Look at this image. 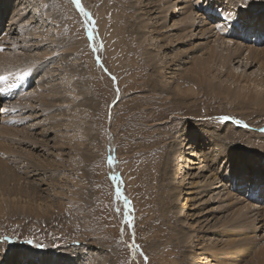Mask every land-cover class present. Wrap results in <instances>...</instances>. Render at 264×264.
<instances>
[{
	"label": "bare ground",
	"instance_id": "obj_1",
	"mask_svg": "<svg viewBox=\"0 0 264 264\" xmlns=\"http://www.w3.org/2000/svg\"><path fill=\"white\" fill-rule=\"evenodd\" d=\"M129 2L137 14L136 42L143 49L142 62L146 63L143 66L149 68L139 71L146 79V85L149 84L150 92L156 94L162 104L169 101L171 108L180 112L179 119L170 121L168 133L159 135L158 144L167 139L168 142L165 141L166 150L163 147L155 149L154 165H149L148 169L135 168L133 180L122 172L128 184L143 185L146 179L155 180L163 197L175 203L170 209L164 203L163 210V221L167 222L168 213H171L169 219H174L175 225H164V228L154 219V224L149 222L146 227L164 243L153 248L149 259L162 257L165 253L172 257V264H264V0ZM26 4L24 0L16 3L0 0V34L8 31L10 35H17V42L12 44H24L22 51H27V47L31 49L24 35L31 31L37 33V25L43 32L45 30L39 17L34 19V28L30 26V17L28 20L26 17L29 6ZM65 8L75 15L69 2ZM228 16L231 19L226 23ZM104 22L98 16L99 28L104 29ZM118 37L115 29L110 32L109 41L115 50L118 49ZM103 41L107 53L105 36ZM180 46L185 47L181 53L177 49ZM77 47V44H71L70 51ZM10 55L0 56V75L7 78L1 83L7 96L4 94L7 98L12 94L7 100L8 108L0 103V126L7 121L8 115L14 117L16 110L25 126L8 141L9 163L0 164L3 165L0 166V215H9L10 212L29 214L32 211L41 215L45 207L42 210L43 203L38 202L50 187L41 183L42 176L46 177L48 172L41 165L47 163L45 160L35 161L31 156L35 152L41 154L38 156L50 154L47 150L50 133L42 129L35 134V126L30 124L28 130L26 125L37 110L36 102H45L49 85H58L64 70L53 65L56 62H52L53 58L50 60L48 51L44 55L41 53L42 57L40 54V57L29 53L24 55L20 51ZM40 59H44L40 65L42 74L31 78L35 70L32 64ZM114 59L107 56L103 64L113 66ZM192 65H195V72L189 75L191 77L185 82L187 87L183 89L180 68ZM106 69L116 73L114 66ZM242 77H249V82L242 84ZM32 84L35 89H30ZM11 88L17 90L9 92ZM210 94L220 96L226 104H235L225 107L229 110L226 114L234 116L235 121L223 125L203 121L205 116L201 111ZM23 96L30 97V100L24 102ZM56 101L61 103L63 99ZM48 108L51 111L56 109L54 105ZM86 131L85 126L82 127V133L86 134ZM111 146L109 154L114 158L116 151L112 142ZM161 152L166 154L159 165ZM131 174L134 175L133 170ZM180 199H183L182 203ZM5 243L0 245V252L7 246ZM15 257V260L10 257L0 260V264H13L12 261L50 264L51 260L60 264L53 261L51 255H41L29 247L16 252ZM160 259L157 258V262ZM162 263L161 259L158 264Z\"/></svg>",
	"mask_w": 264,
	"mask_h": 264
},
{
	"label": "rangeland",
	"instance_id": "obj_2",
	"mask_svg": "<svg viewBox=\"0 0 264 264\" xmlns=\"http://www.w3.org/2000/svg\"><path fill=\"white\" fill-rule=\"evenodd\" d=\"M42 1L44 3L41 0H24L26 6H29L26 17L27 20L30 17V26L34 28V19L39 17L44 32L38 25L37 33L33 34L31 31V35L27 32L28 35H24L25 41L31 49L28 50L27 47V51H22L24 44H12L17 42V35L4 31L5 34H0V49H3L0 56L11 57L10 53L20 51L24 55L29 53L33 57H40L41 53L44 55L48 51L51 53L50 60L53 58L52 62H56L53 65L64 70L59 76L61 83L49 85L45 102H36L37 110L34 113L27 112L33 115V119L26 125L28 130L30 124H33L35 134L42 129H47L50 133L47 138V150L50 154L38 156L41 154L35 152L31 156L35 161L45 160L48 164L41 165L48 171L46 177L42 176L41 183L50 187L46 194H42L45 199L41 198V202H38L43 203L42 210L45 207L40 212L42 216L33 211L29 214L10 212L9 215H0V245L3 246L5 242L7 245L0 252V260L4 261L9 257L15 260L16 252L29 247L41 255H51L53 261L60 264H158L161 259L164 261L162 264H172V257L165 253H162L161 259L159 256L149 259V254L153 255V248L164 243L146 227H149V222L154 224L155 220L162 227L175 225L176 221L169 219L171 213H168L167 222L163 221L164 203L169 209L175 203L163 197L155 180L146 179L143 185H134L131 182L128 184L123 175L126 173L128 179L133 180L135 168L148 169L149 165H154L155 149L163 147L166 150L168 142L167 139L158 144L159 135L168 133L170 121L179 119L177 116L180 113L171 108L169 101H163L162 104L158 96L150 92L149 84L146 85V79L139 71L149 68L143 66L146 64L142 62L143 49L136 42L138 27L135 9L129 0H81L82 6L86 11L89 9L94 21L90 25L94 28V41L90 42L84 31V17L71 0ZM68 2L75 15L65 8ZM97 15L105 21L104 29L99 28ZM114 29L116 36H119L116 50L109 41L110 32ZM103 36L107 39L109 55L104 50ZM39 42V46L35 47ZM71 44L78 45L75 51H70ZM93 48H98L99 51H93ZM183 48L185 47H178V52H183ZM210 52L207 53L210 55ZM107 56L115 58L112 64L116 73L106 69L109 66L112 68L111 64H103V59ZM97 59L100 64H97ZM43 62L44 59H40L32 64L35 70L31 78L42 74L40 65ZM188 66L180 68L183 89L187 87L185 82L191 77L189 75L195 72V65ZM183 69L186 71L182 72ZM240 80L244 84L249 82V77H242ZM0 86V103L8 108L7 100L12 94H8L7 98L5 87L1 83ZM31 87L35 89V84L30 89ZM13 89H9V92L17 90ZM246 95L249 96L247 93ZM24 98V102L30 100L28 96ZM59 98L63 99L61 103L56 101ZM207 102L201 111L205 116L203 121L215 125L235 121L234 116L226 114L229 110L225 108L235 104H226L220 96L211 94L207 95ZM51 105L56 109L51 111L48 108ZM13 115L14 117L8 115L7 121L0 126V164L4 165L9 163L10 158L6 149L8 141L25 126L17 117L18 110ZM225 116L229 119L222 121L221 118ZM84 126L86 134L82 133ZM111 142L116 152L110 167L108 157L111 156ZM165 154H159V165H162ZM132 170L134 175L131 174ZM113 176L118 179L113 180ZM117 190L120 192L119 197ZM180 200L182 203L183 199ZM126 219L131 222V227L125 222ZM157 232L156 229L155 233ZM4 237L9 240L2 241ZM114 251L118 253L115 254ZM157 258L160 261L157 262ZM12 263L18 264L15 261ZM33 264L39 263L35 261ZM50 264H54L52 260Z\"/></svg>",
	"mask_w": 264,
	"mask_h": 264
},
{
	"label": "snow or ice",
	"instance_id": "obj_3",
	"mask_svg": "<svg viewBox=\"0 0 264 264\" xmlns=\"http://www.w3.org/2000/svg\"><path fill=\"white\" fill-rule=\"evenodd\" d=\"M72 4L75 6L76 10L84 17V31H85V34H86V37L88 39V41L92 42L94 41V28L93 27H90V25H93L94 24V21L92 20V17H91V14L85 10V8L82 6V3H81V0H71ZM231 19L230 16L226 17V20L225 22L227 23V21H229ZM220 27V30L222 31V28L221 26ZM91 46V45H90ZM3 49H0V51H2ZM93 51H99L98 48H93ZM97 64H100V61L99 59H97ZM6 77L3 76V75H0V83H3L4 81H6ZM113 80H115V78H113ZM229 119V117H222L221 120L222 121H227ZM113 163V158L111 156L108 157V164L109 166L111 167ZM113 180H117L118 178L113 176L112 177ZM117 196L119 197L120 196V192L119 190H117ZM125 204L127 205V201H125ZM127 215V214H126ZM126 223H128L129 227H131V222L130 221H127V219L125 220ZM9 238L8 237H4V241H8ZM28 243H31V241H28Z\"/></svg>",
	"mask_w": 264,
	"mask_h": 264
}]
</instances>
